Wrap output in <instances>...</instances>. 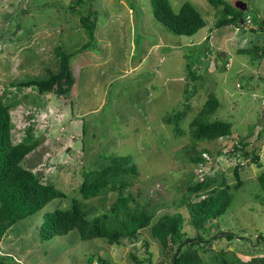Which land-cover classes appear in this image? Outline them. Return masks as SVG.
<instances>
[{"label": "rangeland", "instance_id": "1", "mask_svg": "<svg viewBox=\"0 0 264 264\" xmlns=\"http://www.w3.org/2000/svg\"><path fill=\"white\" fill-rule=\"evenodd\" d=\"M89 2L0 0V97L10 106L12 143L18 144L29 129L38 145L23 167L66 196L9 231L0 241V260L89 264L92 259L90 264H102L101 258L106 264H170L172 252L162 255L147 229L137 240H121V245L99 239L83 242L75 234L42 241L34 231L44 212L67 209L73 199L81 200L78 188L84 174L111 163L104 156L130 157L137 174L129 176L125 196L132 194L154 220L181 215L183 231L191 238L198 234L191 231L189 211L182 205L184 200L191 203L185 199L186 186L203 175L220 180L224 176L233 205L208 225V233L200 234L202 262L245 264L262 257L264 195L256 178L264 170V26L260 33L250 32L245 24L238 31L232 26L215 29L217 17L205 0H169L175 12L184 3L191 4L207 23L192 37H184L157 21L150 0ZM238 2L256 8L263 21L264 0L230 1L239 6ZM89 10L97 17L91 39L81 28V18ZM57 48L70 55L74 84L62 95H40L26 84L57 72ZM190 53L196 61L189 73L184 55ZM209 94L219 102L209 120L230 123L231 134L191 147L189 123ZM177 113L181 135L174 133V121L166 123L168 115L174 120ZM240 139L249 144L246 152L261 154V169L251 161L226 156ZM195 153L207 157L203 165L188 162ZM235 166L243 183L239 189ZM116 198L117 193L108 191L106 203L99 199L83 203L94 206L89 215L93 217L106 213ZM222 232L236 238L221 239L217 234Z\"/></svg>", "mask_w": 264, "mask_h": 264}, {"label": "trees", "instance_id": "2", "mask_svg": "<svg viewBox=\"0 0 264 264\" xmlns=\"http://www.w3.org/2000/svg\"><path fill=\"white\" fill-rule=\"evenodd\" d=\"M89 1V5H91V0ZM205 1L214 9L215 17H217L214 23L215 29L232 26L238 31V28H243L246 20L249 19L248 28L251 30L250 32L260 33L263 31L264 19L262 18L263 21L259 20L256 8L246 5V9L242 10L230 3V1L236 0ZM150 5L157 21L177 36L192 37L206 26V21L202 15L189 3H184L178 12L172 9L169 0H150ZM96 21V12L93 10H89V14L81 18V28L87 32L90 39L93 36ZM198 49L200 50V48ZM55 50L59 59L57 72H50L44 80H32L26 84L34 87L40 95L51 92L62 95L68 92L66 90L74 84L69 67L70 55L64 53L60 48ZM192 55L194 54L184 55L185 60H187L186 69L189 73L191 72L192 60H194ZM188 76L191 77L192 75L189 74ZM218 107L219 102L216 97L209 94L207 101L189 123L191 147L199 142L214 141L231 134L230 123L209 120ZM9 111L10 106L3 102L0 97V241L6 238L8 232H12L17 224L42 212L48 203L66 197L53 185L40 182L31 170L23 167L25 158L37 148L38 143L30 134L29 129L26 130L23 139L18 144L12 143L10 136L12 125ZM177 115L174 120L168 115L166 123L173 124L174 121L173 131L176 135H181L182 132L177 127L180 113ZM245 141V139H240L226 156L236 160L238 158V161L241 159L251 161L253 164H257L256 166L259 168V155L254 151L251 154L246 152L245 149L249 144ZM203 153L206 154L207 152L204 151ZM104 157L111 163L103 166L99 171L84 174L83 181L78 188L80 201L73 199L67 209L56 208L51 212L43 213V221L34 226V231L39 233V239L49 241L55 237L74 236L75 234L79 241L83 242L99 239L107 242L108 245H117L118 243L121 245V240H137L140 232L147 229L150 237L160 245L162 255L167 256L169 252H172L170 264H203L199 251L201 249L200 244L204 243V240L200 234L208 233V225L212 221L224 217L233 205V195L228 190L225 177L223 176L220 180L216 177H210L211 175H203L199 182L186 186L187 196L185 199L191 203L184 200L182 205L184 204L189 211L188 225L191 227V231L198 234L197 236L194 235L195 238H191L192 236L183 231L181 215L165 214L154 220L152 214L144 211L145 205H139L132 194L125 196V190L131 185L129 176L137 174V168L131 162L130 157ZM206 160L207 157H202L201 154L197 153L188 158V162L196 166L198 164L203 165ZM239 172V167L235 166L233 175L237 179L236 189L243 185ZM256 179L264 195V170L258 173ZM108 191L117 193L115 202L110 205L106 213L90 217L89 215L95 211V208L83 202L99 199L106 203L105 195ZM192 195L193 200H191ZM260 203L264 205V197ZM217 235L227 241L236 238L231 232H222ZM73 242L75 241L72 240ZM131 259L135 260L132 255ZM98 261L106 264L101 258H98ZM91 262L92 259H88V263ZM137 263L141 264L142 262L137 261ZM0 264L14 263H12L11 258H8L7 262L0 260ZM221 264H227V262L221 260ZM245 264H264V255L259 258H252Z\"/></svg>", "mask_w": 264, "mask_h": 264}, {"label": "water", "instance_id": "3", "mask_svg": "<svg viewBox=\"0 0 264 264\" xmlns=\"http://www.w3.org/2000/svg\"><path fill=\"white\" fill-rule=\"evenodd\" d=\"M239 6H237L238 8L244 10L246 8L245 4L243 2H238Z\"/></svg>", "mask_w": 264, "mask_h": 264}, {"label": "crops", "instance_id": "4", "mask_svg": "<svg viewBox=\"0 0 264 264\" xmlns=\"http://www.w3.org/2000/svg\"><path fill=\"white\" fill-rule=\"evenodd\" d=\"M207 27V23H206V26L204 27V28H206ZM203 28V29H204ZM140 65V63H138L135 67H134V69H137V67ZM261 144L262 143H260V146H261ZM259 156L258 157H260L261 156V154H258ZM260 168V167H259ZM261 169V168H260ZM257 181V180H256ZM154 240V239H153ZM156 241V240H155ZM157 242V241H156ZM158 243V242H157ZM257 249H255V251H256ZM143 264V263H142Z\"/></svg>", "mask_w": 264, "mask_h": 264}, {"label": "clouds", "instance_id": "5", "mask_svg": "<svg viewBox=\"0 0 264 264\" xmlns=\"http://www.w3.org/2000/svg\"><path fill=\"white\" fill-rule=\"evenodd\" d=\"M248 24H250V20L249 19H247L246 20V22H245V26H246V28H248ZM198 165H201V164H198ZM150 235V234H149ZM152 239V238H151ZM153 240V239H152ZM145 245H147L146 243H145Z\"/></svg>", "mask_w": 264, "mask_h": 264}, {"label": "built area", "instance_id": "6", "mask_svg": "<svg viewBox=\"0 0 264 264\" xmlns=\"http://www.w3.org/2000/svg\"><path fill=\"white\" fill-rule=\"evenodd\" d=\"M201 166V165H200Z\"/></svg>", "mask_w": 264, "mask_h": 264}]
</instances>
